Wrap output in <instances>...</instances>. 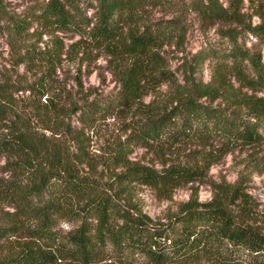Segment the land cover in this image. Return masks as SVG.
<instances>
[{
	"label": "trees",
	"instance_id": "1",
	"mask_svg": "<svg viewBox=\"0 0 264 264\" xmlns=\"http://www.w3.org/2000/svg\"><path fill=\"white\" fill-rule=\"evenodd\" d=\"M2 1L10 55L0 61V264H264V209L241 181H214L210 200L192 196L164 217L135 198L138 184L167 193L263 141L264 54L240 37L264 44V15L253 23L244 0H35L16 13ZM191 13L217 25L220 46L187 48ZM68 32L81 37L67 43ZM86 40L106 53L115 90L92 95L79 73L76 90L54 77ZM114 114L126 135L96 155L90 131ZM194 139L204 146L192 158H130L136 143L165 150ZM251 164L264 173V152Z\"/></svg>",
	"mask_w": 264,
	"mask_h": 264
},
{
	"label": "rangeland",
	"instance_id": "2",
	"mask_svg": "<svg viewBox=\"0 0 264 264\" xmlns=\"http://www.w3.org/2000/svg\"><path fill=\"white\" fill-rule=\"evenodd\" d=\"M33 1L35 0H3L2 2L5 11L16 13L26 10ZM85 3L89 2L85 1ZM148 9L150 15L155 19L162 17L164 13L160 7H149ZM93 10L92 6L88 7L87 14L91 15ZM242 10L245 11L247 18L251 19L253 23H257L262 20V15H264V0H244ZM5 23L6 18H0V61L6 60L10 55L8 34L3 28ZM189 23L186 41L189 50L196 51L202 45L220 46L225 40L217 34L215 30L217 25L203 22L195 13L189 15ZM32 30L34 29L32 28ZM61 34L67 43H72L81 37L78 33L73 35L71 32ZM49 40L50 36L44 34L41 44L43 45ZM240 40L249 47L262 48L264 54V44L254 34L244 32L241 34ZM74 49L78 54L63 58L57 73L54 75L57 80L67 83L68 87L76 90L75 75L79 73L85 90H92V95L109 93L118 87L116 77L109 68L106 53L103 48L96 45L95 41H81L74 46ZM202 75L206 80L211 76V67L208 61L203 67ZM124 123L123 117L117 114L102 116L96 122L95 127L90 131V146L96 155L106 153L107 149H111L120 136L125 137ZM203 146L198 139L180 143L176 147L166 146L165 150L153 144L136 143L130 152V158L160 165L163 159L170 162L174 158H192L193 149ZM207 147L211 148V145ZM263 152L264 139L254 146H239L224 153L218 161L211 163L208 167L202 165L205 174L201 179L183 182L167 193H162L157 188L147 184H138L135 190V198L138 205L153 217H164L170 210L176 209L181 201L192 196L198 197L200 201L210 200L213 196L214 181L230 183L241 181L245 191L249 194L251 203L260 209H264V173L252 168L251 164L253 156ZM61 225L63 229L71 227V223L66 221H63ZM193 264L223 263L210 259Z\"/></svg>",
	"mask_w": 264,
	"mask_h": 264
}]
</instances>
